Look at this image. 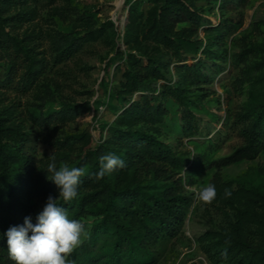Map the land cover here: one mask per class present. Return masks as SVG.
I'll return each mask as SVG.
<instances>
[{
    "label": "rangeland",
    "instance_id": "obj_1",
    "mask_svg": "<svg viewBox=\"0 0 264 264\" xmlns=\"http://www.w3.org/2000/svg\"><path fill=\"white\" fill-rule=\"evenodd\" d=\"M133 1L12 0L11 5H0V31L24 38L28 46L40 52L38 56L48 61L36 84L19 92L12 85L23 67L13 57L0 55V108L10 106L15 121L22 123L26 137L22 150L31 157L32 181L39 188L31 201L33 214L45 205L49 195L56 198L59 194L58 187L47 178L52 175L47 172L50 157H55L58 167L73 166L87 149L107 137L122 109L146 93L121 91L126 52L122 37ZM137 1L139 10L145 12L148 0ZM195 5L201 14V25L192 36L196 44L183 48L185 61L165 55L168 81L159 80L156 87L176 85L180 75L175 66L185 63L195 62L202 76L183 85L188 95L186 105L167 97L162 102L166 109L162 122L148 128L182 158L185 166L170 165L163 180H154L151 175L144 178L145 183L155 187L171 184L189 198V204L178 235L160 240L151 249L152 264H214L204 252L200 236L223 227L225 214L232 211L215 201L204 204L197 192L214 177L220 181L243 177L248 185L264 184L259 171L264 166V149L251 160L225 166L213 164L241 143L230 124L247 102L249 81L264 76V67L259 65L264 54V0H195ZM80 17L88 18L90 28L100 36L71 57L53 62L51 38L57 33L79 35ZM224 17L228 28L216 35ZM183 26L186 24L178 28ZM185 108L192 114L190 131L183 129ZM96 219L88 215L80 221L89 230Z\"/></svg>",
    "mask_w": 264,
    "mask_h": 264
},
{
    "label": "trees",
    "instance_id": "obj_2",
    "mask_svg": "<svg viewBox=\"0 0 264 264\" xmlns=\"http://www.w3.org/2000/svg\"><path fill=\"white\" fill-rule=\"evenodd\" d=\"M148 2L145 12L139 10L137 0L129 5L122 37L126 52L121 91L146 93L130 101L110 127L107 137L87 149L73 165L86 171L80 178L77 197L67 204L61 201L70 219L97 217L89 228L88 238L68 257L72 264H152L154 245L177 236L184 222L189 198L171 184L155 187L144 182L149 175L154 180H163L168 176L170 165L185 166L182 158L175 156L148 128L162 122L166 113L162 102L167 97L186 105L188 95L183 85L192 84L202 76L195 62L185 63L175 66L180 75L176 85L156 87L157 81H168L169 62L164 60L165 55L178 62L187 59L182 50L195 46L192 36L201 25V14L195 0ZM3 3L11 5L12 0H0V5ZM226 19L219 21L216 35L228 28ZM78 21L82 31L79 35L57 33L51 38L53 62L71 57L85 43L100 36L90 28L92 23L88 18L80 17ZM182 23L186 26L178 28ZM0 55L13 57L23 67L19 79L12 85L19 92L36 84L48 64L24 38H14L3 30L0 31ZM259 65L264 67V54ZM6 82L12 84L9 78ZM14 116L10 106L0 108V264H14L7 251V229L22 225L26 216H31L35 223L36 215L44 207L33 214L31 201L39 188L32 181L31 157L22 150L26 139L22 123L15 121ZM182 118L183 129L192 130V114L187 108ZM230 126L237 130L241 143L215 160L213 164L217 166L254 159L264 149V76L249 81L247 102L235 114ZM109 153L123 159L126 166L96 180L99 158ZM259 171L264 177V166ZM210 183L217 192L214 201L229 207L232 213L225 214V225L219 230L210 229L200 236L207 257L214 264H264V184L251 186L243 177L236 181H220L214 177ZM226 189L231 192L228 197L224 194ZM225 249L227 259L221 256Z\"/></svg>",
    "mask_w": 264,
    "mask_h": 264
},
{
    "label": "clouds",
    "instance_id": "obj_3",
    "mask_svg": "<svg viewBox=\"0 0 264 264\" xmlns=\"http://www.w3.org/2000/svg\"><path fill=\"white\" fill-rule=\"evenodd\" d=\"M99 164L96 180L126 166L125 161L114 153L102 155ZM47 172L52 174L47 178L59 189L58 197L48 196L42 211L36 215L35 223H32L31 216H26L22 225L10 226L5 233L8 255L14 264H72L68 257L89 236L85 223L70 219L66 208L61 206V201L67 204L77 197L85 169L68 164L58 167L55 157H50ZM224 194L228 197L231 192L226 189ZM197 195L204 204H211L217 196L215 185L209 183L199 189ZM221 256L227 259L226 249L221 251Z\"/></svg>",
    "mask_w": 264,
    "mask_h": 264
},
{
    "label": "bare ground",
    "instance_id": "obj_4",
    "mask_svg": "<svg viewBox=\"0 0 264 264\" xmlns=\"http://www.w3.org/2000/svg\"><path fill=\"white\" fill-rule=\"evenodd\" d=\"M119 2H120V0H119Z\"/></svg>",
    "mask_w": 264,
    "mask_h": 264
}]
</instances>
